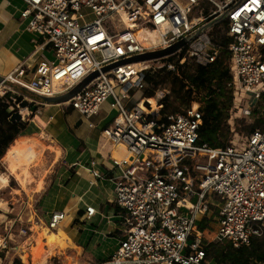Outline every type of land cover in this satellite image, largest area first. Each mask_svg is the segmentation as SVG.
<instances>
[{"label": "built area", "instance_id": "built-area-1", "mask_svg": "<svg viewBox=\"0 0 264 264\" xmlns=\"http://www.w3.org/2000/svg\"><path fill=\"white\" fill-rule=\"evenodd\" d=\"M19 1L26 31L42 40L52 58L39 62L34 72L19 67L0 77V99L12 94L18 108L23 100L31 104L61 97L97 73L57 106L87 120L109 100V109L117 110L100 135L110 149L107 177L114 184L122 238L99 264H207L214 254L249 246L253 237L263 236L264 126L246 135L232 128L234 118H253L254 106L264 98V0ZM202 4L211 5L209 14ZM147 26L153 28V37ZM181 42L169 56L125 62ZM223 52L233 97L227 121L231 137L226 146L212 148L198 143L200 106L161 117L169 87L153 88L145 75L160 62L157 70L171 72L176 63L213 64ZM118 88L123 99L135 92L133 108L122 105ZM90 172L102 177L93 168ZM85 212L90 218L95 210L87 207ZM199 215L214 219L216 230L209 233L197 225ZM64 218L55 211L43 224L56 230ZM19 233L28 236L26 230ZM6 249L7 235L0 232V255Z\"/></svg>", "mask_w": 264, "mask_h": 264}, {"label": "crops", "instance_id": "crops-1", "mask_svg": "<svg viewBox=\"0 0 264 264\" xmlns=\"http://www.w3.org/2000/svg\"><path fill=\"white\" fill-rule=\"evenodd\" d=\"M19 3L18 0H0V77L13 73L19 67L30 68L32 71L43 59L52 58L50 49L43 46L42 40L26 31L25 23L19 17ZM105 104L108 106V103ZM105 104L99 114L89 120L69 108L62 109L57 105H45L46 109L53 108L52 112L45 115V107L39 110L40 120L47 121L62 141L59 156L55 154L56 160L60 157L62 159L57 162L59 165L56 172L49 169L43 183L39 184L40 189V177L34 184L37 205L44 218L55 211L65 214L64 221L55 231L46 229L56 239H61V253L76 248L77 252L84 254L86 260L83 264H99L107 260L116 251L122 238V227L114 206V184L107 178L110 149L100 135L101 130L111 122L110 109ZM89 124L94 127H89ZM28 128L27 124L26 131ZM11 155L16 163L11 172L7 169L23 185L29 178V170L26 167L20 168V163L24 161L30 165L34 162L35 151L28 157L14 153ZM6 159L11 166L10 161L14 160L7 157V152ZM92 162L95 163L93 167ZM91 168L102 177H93ZM52 172H55L54 178L49 180L48 175ZM19 173H22L21 177H18ZM87 207L95 210L90 218L86 216ZM197 221L209 233L214 232L211 223L201 215ZM33 231L35 234L27 239L37 238ZM212 257L208 258L207 264L212 263Z\"/></svg>", "mask_w": 264, "mask_h": 264}, {"label": "trees", "instance_id": "trees-1", "mask_svg": "<svg viewBox=\"0 0 264 264\" xmlns=\"http://www.w3.org/2000/svg\"><path fill=\"white\" fill-rule=\"evenodd\" d=\"M204 14H209L206 8H204ZM183 56L184 52L180 57ZM226 59L227 55L223 52L213 64L201 66L186 62L183 66H179L176 63L174 72L160 69L145 75L146 82L150 83L153 88L159 85L169 87L170 94L163 100V109L159 114L161 117L177 110L174 108V103L179 105L186 103V107H189L196 96L200 97L203 120L199 129V145L212 148L224 147L231 137L227 121L232 107V91L227 88L231 76ZM168 61L170 62L172 59H168ZM11 97L12 94H7L3 99H0V166L1 159L6 155V152L28 157L34 151L32 142H22L17 147H13L17 143V138L26 132L27 123L10 122L11 115L16 111ZM145 97L152 98V94L147 93ZM20 100L21 98H17L15 102L18 103ZM253 113L257 125L264 126V105L254 109ZM114 206L119 211L117 205ZM216 257L220 264L264 263V235L253 237L249 246L241 247L238 250L228 247L226 251L218 253ZM16 263L19 264V261Z\"/></svg>", "mask_w": 264, "mask_h": 264}, {"label": "rangeland", "instance_id": "rangeland-1", "mask_svg": "<svg viewBox=\"0 0 264 264\" xmlns=\"http://www.w3.org/2000/svg\"><path fill=\"white\" fill-rule=\"evenodd\" d=\"M19 1V0H18ZM19 5L17 8L22 9L23 4L21 1H19ZM203 9L206 8L208 12L212 10L211 5L208 4H202L201 6ZM197 14H193V17H196ZM149 37H153V32L147 31ZM143 33H139V37L141 38V35ZM52 57V55L50 56ZM188 63H194L193 61H188ZM160 63L153 64V72L157 71L158 68H155V66H160ZM163 69V68H162ZM151 71V70H150ZM165 86V85H162ZM166 87H168L166 85ZM15 91L21 92L23 95L27 97H32L29 93L18 89L17 87H14ZM116 95L121 99V103L126 108L130 109L133 108L135 105V92L131 91L129 93L130 99L122 98L123 92L121 89L115 90ZM109 102H107L109 108ZM13 103V102H12ZM29 103V102H28ZM232 104H233V97H232ZM45 105H57L56 102H48L41 99H35L33 103H29V106L27 109H20L19 107H15L16 111L24 112L25 116L22 117V122H25L29 126V130L25 132L24 135H21L24 139H30L34 146V151L36 154V159L34 162H32L30 165L26 164L24 161L20 163V168H28L29 170V178L27 181L24 182V184H20V181L17 180V178L14 175H11L7 169V159L6 155L1 159V166H0V176H3L7 180V184H1L0 183V232L7 235V249L0 255V260L2 264H17L16 261H19V264H23L20 259V253L17 248L24 245V243L27 242L31 238L32 235H34V231L36 226L39 227H45V225L42 223L47 222V219L42 217L43 212L40 210L38 203V197L35 194V188L34 184L38 181L40 177V181L38 183V189H40L39 184L43 183L44 177L49 173V169H53V171L58 170L57 162L61 161V157L56 160L55 153L53 152L54 148H60L61 149V139L59 138L58 134L53 131V129L50 127L51 125L46 121L42 122L40 120L39 110L43 109ZM174 108H176V111H179L182 108L186 107V103L183 105H179L178 103H174ZM190 105H199L201 106V100L200 97L196 96L193 101L190 103ZM264 105V100L259 101L256 106H254V109H256L259 106ZM53 107V106H51ZM64 106H60V108H63ZM33 109V110H32ZM45 112L44 115L52 112V109H46L44 108ZM174 110V109H173ZM15 111V112H16ZM175 111V112H176ZM172 112V111H171ZM110 117L109 121H112L116 115L117 110H110L109 112ZM254 114V113H253ZM43 115V114H42ZM41 115V116H42ZM256 123V117L250 118L249 121L244 118H234L233 122V130L239 134L246 135L251 131L252 128L257 127L260 128L261 126L257 125ZM229 129L230 126L228 125ZM231 134V132H230ZM21 140H23L21 138ZM22 143V141H17L16 147ZM63 157V156H62ZM57 164V165H56ZM51 175H48L49 180L54 178V173ZM195 201V199H194ZM210 216V214H209ZM213 230H216L217 223L214 221V219H210V222ZM198 225V221H197ZM46 228V227H45ZM26 230L28 233V236H23L19 233L20 230ZM208 230V229H207ZM55 231V230H52ZM212 232V230H210ZM263 235H264V229H263ZM30 237L29 239H27ZM28 242H31L28 241ZM217 253L213 255L212 257V263L210 264H220L218 258L216 257ZM86 260L85 255L81 252H77L76 248H72L68 250V253H61L59 255L53 256L50 259L47 260L46 264H83ZM31 261V260H30ZM28 261V264H32V262Z\"/></svg>", "mask_w": 264, "mask_h": 264}, {"label": "bare ground", "instance_id": "bare-ground-1", "mask_svg": "<svg viewBox=\"0 0 264 264\" xmlns=\"http://www.w3.org/2000/svg\"><path fill=\"white\" fill-rule=\"evenodd\" d=\"M146 31L153 32V28L147 26ZM144 33V32H140ZM149 103L152 105V107H156V102L153 99H149ZM23 116H25V111L21 112ZM52 118H50L51 120ZM21 136V135H20ZM20 136L17 138V141H22L26 143H31L32 141L30 139H24L21 140ZM15 147V145H13ZM53 152L59 156L60 150L59 148H54ZM13 154V153H12ZM7 157L12 160L10 161L12 164L9 166V162L7 161V168L11 172L12 167L15 165V158L11 153H7ZM22 173L18 174V177H21ZM0 183L1 184H7V180L5 177L0 176ZM35 232L37 234V238L29 239L27 240L24 245L20 246L18 249L20 253V259L23 264H28V260H31L32 264H46L47 260L50 259L53 256L59 255L61 251L63 250V244L61 239H56L52 234L49 233V231L44 227H35ZM31 242H28L30 241Z\"/></svg>", "mask_w": 264, "mask_h": 264}, {"label": "water", "instance_id": "water-1", "mask_svg": "<svg viewBox=\"0 0 264 264\" xmlns=\"http://www.w3.org/2000/svg\"><path fill=\"white\" fill-rule=\"evenodd\" d=\"M183 43H178L175 46L164 50V51H158L155 53H147L138 57H135L133 59H130L128 61L125 62H139V61H147V60H153V59H158V58H162V57H166L169 56L170 54L174 53L175 51H177L178 49H180V47H182ZM36 67H34L32 69V72H34ZM110 67L104 69V71L109 70ZM95 76H97V73H94L92 75H90L87 79H85L80 85H78L75 89H73L72 91H70L68 94L61 96V97H57V98H47V99H43L44 101H48V102H56L57 104L63 103L68 101L70 98H72L77 92H79L84 86H86ZM29 106V103L26 100L21 101V103L19 104V108L20 109H27ZM33 110V109H32ZM22 120V114L19 111L14 112L11 115L10 118V122L11 123H16V122H20Z\"/></svg>", "mask_w": 264, "mask_h": 264}]
</instances>
